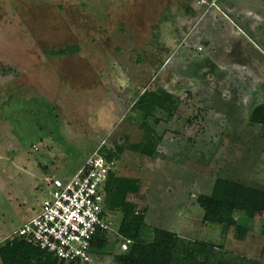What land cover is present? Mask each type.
Returning a JSON list of instances; mask_svg holds the SVG:
<instances>
[{"label":"rangeland","instance_id":"obj_1","mask_svg":"<svg viewBox=\"0 0 264 264\" xmlns=\"http://www.w3.org/2000/svg\"><path fill=\"white\" fill-rule=\"evenodd\" d=\"M224 1L196 26L217 38L213 49L197 41L199 52L183 45L196 0H0V64L18 73L0 77V244L39 214L47 178L72 177L104 143L123 148L117 177L140 184L130 200L147 209L141 242L160 228L264 263V211L235 212L252 232L241 242L203 223L197 204L218 178L264 190V127L249 121L264 103V1ZM68 46L79 53L46 55ZM225 60L232 76L218 75ZM157 88L172 99L148 118L162 140L151 159L130 150L143 121L132 108ZM109 217L112 243L123 216ZM129 248L121 241L90 264H116Z\"/></svg>","mask_w":264,"mask_h":264},{"label":"trees","instance_id":"obj_2","mask_svg":"<svg viewBox=\"0 0 264 264\" xmlns=\"http://www.w3.org/2000/svg\"><path fill=\"white\" fill-rule=\"evenodd\" d=\"M212 2L214 0H207ZM79 53V48L68 46L60 50L47 51V56L63 58ZM18 73L11 67L0 64V77L16 76ZM172 95L162 89L146 90L135 102L132 110L143 115L140 124L142 138L130 145V150L143 157L155 158L161 145V138L148 123L157 109H165ZM249 121L252 125L264 127V103L254 107ZM109 162H116L123 153V148L110 149L103 147ZM140 184L130 178L117 177L114 171L106 187L105 213L122 214V221L117 229V239L110 242L109 232H100L91 245V255L107 256L110 248H115L121 241L130 243L128 252L115 255L116 264H264L258 260L236 255L221 250L213 244L194 241L179 236L177 233L153 229V241L143 243L140 236L146 225V208H140L130 200L131 196L140 193ZM197 204L203 210V223L233 228L238 241H244L251 232L235 219V212H243L254 219L264 211V190L247 186L243 183L218 178L211 195H200ZM2 264H65L52 254L42 251L24 239H7L0 244Z\"/></svg>","mask_w":264,"mask_h":264},{"label":"built area","instance_id":"obj_3","mask_svg":"<svg viewBox=\"0 0 264 264\" xmlns=\"http://www.w3.org/2000/svg\"><path fill=\"white\" fill-rule=\"evenodd\" d=\"M104 146L72 177L47 178L50 192L39 214L8 239H24L65 264H90L94 238L111 233L113 223L105 213V194L115 163L107 160Z\"/></svg>","mask_w":264,"mask_h":264},{"label":"crops","instance_id":"obj_4","mask_svg":"<svg viewBox=\"0 0 264 264\" xmlns=\"http://www.w3.org/2000/svg\"><path fill=\"white\" fill-rule=\"evenodd\" d=\"M188 1H189V3H192L195 0H188ZM220 1L221 0H214L212 2H208L207 0H196V5L198 7H201V10H202L201 11V14H199L198 11L195 12L194 9H193V7H192V5H191V7L187 10L188 20L186 22V24L187 25H190L191 27H190L187 35H186V41L183 44L184 46H186V44L188 43L189 48L191 50H193V49L195 50L196 49L197 51L202 52L203 49L201 50V48H202L201 46H198V48H196L197 47V44L199 43L197 41L200 40V41H203L205 44H207L209 47H211V49L214 48L213 45L214 44H217V38L214 35L212 36V34H208L206 31H204V33L202 34L203 37H199L198 38V36L195 35L196 34V30H197L196 29V26H197L199 20L201 18H203L204 16H209L211 14V12H212L213 9H215V8H218V10L221 9V7L218 6ZM251 1H256V0H251ZM262 1H264V0H262ZM224 2L228 3L227 0H225ZM258 2H259V0H258ZM227 5H228L227 8H225L223 6V8L225 9V16L227 17V15H229V19H232L231 18V15H233L234 13H233V10H230V9H232L235 5L233 3L227 4ZM251 13H252V11L247 12L248 15L251 14ZM231 23L234 24L233 21H231ZM234 25H236V24H234ZM195 36H196V39H195ZM222 63H223V65H222V68L218 71V75L225 74L226 73V74L232 76L233 69H234V65L232 64V61H226L225 60V62H222ZM246 70H248V69L246 67H244V66L241 68V72L242 73H246ZM234 74H235V72H234ZM211 78H213V76H211ZM211 80L212 79H209V81H211ZM263 88H264V86H263Z\"/></svg>","mask_w":264,"mask_h":264}]
</instances>
